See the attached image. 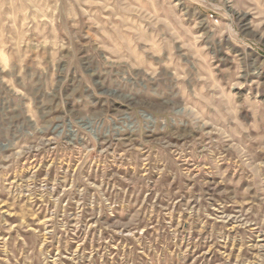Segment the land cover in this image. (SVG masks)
<instances>
[{
	"label": "rangeland",
	"instance_id": "1",
	"mask_svg": "<svg viewBox=\"0 0 264 264\" xmlns=\"http://www.w3.org/2000/svg\"><path fill=\"white\" fill-rule=\"evenodd\" d=\"M264 0H0V264H264Z\"/></svg>",
	"mask_w": 264,
	"mask_h": 264
},
{
	"label": "bare ground",
	"instance_id": "2",
	"mask_svg": "<svg viewBox=\"0 0 264 264\" xmlns=\"http://www.w3.org/2000/svg\"><path fill=\"white\" fill-rule=\"evenodd\" d=\"M254 156H255V157H258V159L261 158V156H262V158L264 157L263 154H256V155H254Z\"/></svg>",
	"mask_w": 264,
	"mask_h": 264
}]
</instances>
